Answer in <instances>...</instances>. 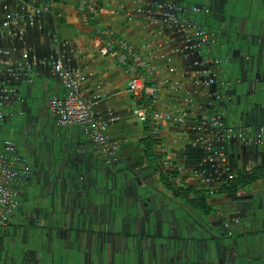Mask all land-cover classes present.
Instances as JSON below:
<instances>
[{
  "label": "crops",
  "instance_id": "obj_1",
  "mask_svg": "<svg viewBox=\"0 0 264 264\" xmlns=\"http://www.w3.org/2000/svg\"><path fill=\"white\" fill-rule=\"evenodd\" d=\"M169 2L103 0L99 22L134 46L146 64L145 73L158 85L155 109L168 116L158 135L153 136L163 154V172L166 164H172L178 172L176 186L216 192L208 196V216L192 213L199 226L177 228L181 237H191L188 244H165L159 239L149 243L139 238L143 232L140 224H135L134 231L126 217L135 193L143 200L136 208L141 217L149 215L156 202L173 214L189 209L164 188L159 174L147 162L141 141L152 130L134 117L136 101L127 90L129 77L118 66V54L100 55V42L79 13L78 0H0V65L4 69L0 85L16 90L23 101L2 110L10 118L0 123V141H12L30 168V176L17 187L21 204L13 218L16 223L7 229L10 232L11 226H17L16 234L24 229L27 232L31 202L26 188H40L41 208L45 211L37 210L32 223L35 229L29 231L51 235L57 228L58 215L65 221L62 227L67 236L51 242L58 246L71 244L67 248L72 253L59 255L60 264H207L220 261L222 255L230 262L234 252L249 255L254 261L264 258V178L234 193L221 191L230 177L264 166V142L256 143L252 135L244 141L221 139V130L228 127H251L255 132L264 126V111L257 118L258 108L241 105L236 114L228 116L221 99L229 81L227 65L222 62L229 56L224 39L216 34L218 22L222 15L234 14L239 23L245 17L241 0H176L189 11L194 6L209 11L189 12L180 20H191L207 33L217 35L212 53L204 46L201 49L205 52L200 53V49L186 44L183 29L165 21L160 8ZM262 39L259 36L257 41ZM213 60L223 65H214ZM57 63L80 77L79 95L90 107V126L106 138L113 164H106L109 157L89 140L84 129H60L56 125L48 103L53 97L65 95L54 72ZM25 64L31 66L32 85L26 83L25 76L11 75L23 70ZM29 90L32 96L27 98ZM232 101L235 108V97ZM218 117L221 127L214 128L213 120ZM176 118H182L183 124L175 123ZM39 123L44 132H37ZM117 173L128 179V190H114L113 177ZM53 176L56 182L51 181ZM133 212L129 209L130 214ZM112 217L118 220L116 224H111ZM85 233L89 234L87 240L83 238L77 245L75 235ZM119 233H127L125 239H131L123 242L115 237ZM105 234L107 238L102 242L99 237ZM24 239L21 258L8 252L0 264H35L34 256L25 253L31 249L30 234ZM99 242H105L104 247ZM252 245L254 250L249 249ZM223 249L228 252L220 254ZM101 251L108 257L103 258Z\"/></svg>",
  "mask_w": 264,
  "mask_h": 264
},
{
  "label": "built area",
  "instance_id": "obj_2",
  "mask_svg": "<svg viewBox=\"0 0 264 264\" xmlns=\"http://www.w3.org/2000/svg\"><path fill=\"white\" fill-rule=\"evenodd\" d=\"M102 2L103 0H78V11L91 28L94 38L100 42V55L118 54V66L129 77L127 90L136 101L133 115L139 123L150 126L152 137L157 136L161 123L168 118L167 115L155 109L159 94L158 85L152 81L149 73H145L147 72L146 64L136 53L134 46L119 37L111 29L100 24ZM164 8L165 21L183 29L186 44L195 49H201V47L212 43L211 35L193 21L180 20V16L187 15L189 12L198 14L203 11L208 14V10H202L194 6L187 12L182 7L171 3L166 4ZM30 24H32V21H30ZM212 63L219 65L221 61L213 60ZM1 71L2 67L0 65V73ZM54 72L65 89L63 98L53 97L48 103L49 112L55 119L56 125L60 129H84L89 140L99 147L103 155L109 157L106 164H113L115 160L113 154L108 150L106 138L100 130L90 126V107L79 95L81 90L80 77L65 70L59 63L54 66ZM209 83L212 84L214 81L211 79ZM2 110L1 105L0 122L8 116ZM219 119L218 117L213 120L214 128L221 127ZM174 121L177 124H183L182 118H176ZM221 131V139L225 141H244L247 136L252 135L256 139V143L262 144L264 142V126L259 127L255 132L251 127L241 129L228 127ZM158 148L159 145L156 146V149L160 150ZM166 165L167 171L173 172L175 170L172 164L168 163ZM29 176L30 168L25 160L17 154L14 143L8 139L0 141V232L5 231L10 226V219H13L19 210L20 198L17 187L20 182L25 181ZM232 178L230 177L229 180Z\"/></svg>",
  "mask_w": 264,
  "mask_h": 264
},
{
  "label": "water",
  "instance_id": "obj_3",
  "mask_svg": "<svg viewBox=\"0 0 264 264\" xmlns=\"http://www.w3.org/2000/svg\"><path fill=\"white\" fill-rule=\"evenodd\" d=\"M170 3L182 7L183 10L187 12L189 11L188 7L177 3L176 0H171V2H169L168 4ZM239 5L242 12L245 13V17L241 19L239 23H237L238 18L234 14L229 16L222 15L218 22V33L216 34H219L220 38L224 39L223 46L229 56L228 59L222 62L223 64L227 65L225 71L229 78V81L225 84L226 90L222 92L221 99L223 102L224 110L228 116L236 114L238 107L242 105L249 108H258L256 117L259 118L261 113L264 111V108L261 107L264 100V0H241ZM160 12L163 15L165 12V8L161 7ZM216 34L210 33L212 37V43L204 46L207 48L208 53H212L213 49L216 47ZM259 36L263 38L262 42L257 41ZM199 52L204 53L205 51L203 49H200ZM219 66L221 65L219 64ZM21 69V71L17 73L14 71L13 73H11V75H13L14 78L20 75L21 77L25 76V78H27L26 83L32 85L33 81L29 77L31 66L29 64H25V66ZM3 71L4 69L2 67L0 75L3 73ZM31 96L32 92H30L29 90L26 97L30 98ZM234 97L236 99L235 108L232 101ZM16 101L23 102L22 99L18 96L17 91L14 89L7 90L0 85V106L2 105V109L7 108L11 105V103ZM225 101H228L231 107L227 106V103ZM9 116L10 115L5 117V119H3V121L0 123H5L6 120H9ZM37 129L38 133L44 132L45 130L41 123H39ZM50 178L51 177L48 174V179L50 180ZM75 178L76 177H74L73 181L76 185L77 179ZM56 179L57 178L53 176V180L51 181L56 182ZM113 181L114 190L118 191V193H120L121 190H128L129 181L124 175L120 173L115 174L113 177ZM26 192L28 194V199L31 202V211L27 212V214H29L30 216V218L26 219V223H28L29 220L30 222H34L38 209L42 211H45V209L41 208L43 205H41L42 196L40 194V188L36 189V187H27ZM133 201L135 202L130 203L129 209H132V211H134V214H130L129 209L126 210L125 214L127 213L126 217H128L129 221L133 223L132 227L134 231L137 227L135 224L137 223L140 224L139 229H143V231L145 232H147V228L149 227L163 225V223H158V220H156L154 215L155 211L164 212V209L160 207L157 202L156 204L154 203V205H152L153 207L150 209L149 215L141 217L138 215L136 210L137 206L140 205L143 201L140 199L138 193H135ZM146 201L148 202L150 200L146 199ZM146 217L148 218V222H146L145 220ZM124 219L125 218L122 216L121 220L123 222ZM30 222L28 226H26V231H28L27 233L31 232L29 231V227L32 228V223ZM55 222L57 227L56 230L64 229V227L62 226H64L63 224L65 221L61 220L59 215L57 221ZM110 222L111 224H116L118 220L112 217L110 219ZM88 235V233L75 235V241L77 242L76 244L78 245L79 241H82L83 238L87 240ZM30 236H32L31 233ZM41 237L42 239L37 236L34 238L38 239L39 245L41 242L43 243V240H46L47 242L49 241V236L42 235ZM41 247L42 246H40V248H37V251H34L36 255L40 253ZM253 247L254 245L250 246L249 249L252 250ZM214 252L212 251V254ZM224 252H228V250L223 249L221 250L220 254H224ZM100 255L103 254L100 253ZM232 255L233 259L230 262H227V260L222 255L220 261L216 260L215 262H209L207 264H264V258H260V261H254L255 259H252L249 255L243 256L241 255V253L237 254L236 252L232 253ZM35 264L41 263L40 261H36ZM181 264L187 263L185 262Z\"/></svg>",
  "mask_w": 264,
  "mask_h": 264
},
{
  "label": "trees",
  "instance_id": "obj_4",
  "mask_svg": "<svg viewBox=\"0 0 264 264\" xmlns=\"http://www.w3.org/2000/svg\"><path fill=\"white\" fill-rule=\"evenodd\" d=\"M261 127V126H259ZM148 128V127H147ZM148 131V129H146ZM141 144L145 150V158L147 162L153 167L154 172H157L160 177V181L165 189L170 191L174 198H182L185 200L186 204L193 210L199 211L204 214L209 213L208 208V195L206 192H196L194 190L185 189L177 187L174 183L178 176V172L175 169L173 172L165 171L163 172L161 160L163 158V154H161L156 146L159 145V141L154 139L151 135L148 134L145 137ZM264 178V166L254 168L250 171H242L234 176L228 183V185L222 189V192L225 193H234L239 188H244L249 186L258 180ZM13 234V233H12ZM11 232L6 229L5 231L0 232V259H7L9 249V240L14 242V238H16ZM18 234V232H17Z\"/></svg>",
  "mask_w": 264,
  "mask_h": 264
},
{
  "label": "flooded vegetation",
  "instance_id": "obj_5",
  "mask_svg": "<svg viewBox=\"0 0 264 264\" xmlns=\"http://www.w3.org/2000/svg\"><path fill=\"white\" fill-rule=\"evenodd\" d=\"M230 181V180H229ZM177 187H180V188H183L181 185L180 186H177ZM206 193H207V195L210 197V196H213L216 192L215 191H205ZM176 199V198H175ZM178 199H180V200H182L183 202H184V204H185V206H186V208L187 209H189L188 211L187 210H182L183 211V216L181 215L180 217H178L177 219H173V218H171L170 216L173 214V213H171V212H165L164 213V219H165V221H162V220H160L161 221V223L163 222V224H174V229L173 230H170L169 232H168V234L165 236L164 234H160L159 235V232H161V231H156V232H152V234H150L148 231L147 232H145V231H143V232H141L140 233V236H139V238H142V239H144V238H146V240H151V241H154V240H158L159 239V241H160V238H164V237H166L165 239L167 240V242H165V241H162V242H165V244H169L170 243V241H172L173 243H177V242H180V243H185V244H188V243H191L192 241H191V237L189 236V237H187V238H183V236L181 237V235L180 234H177V228L178 227H181L182 228V226H183V228H188V227H190L192 224L193 225H196V226H199L200 224H199V221L197 220V219H195V217L193 216V214L192 213H194V212H197V213H199V211H195V210H193V209H191L187 204H186V202H185V200L184 199H182V198H178ZM201 213V212H200ZM203 215H205V216H208L209 215V213L208 214H204V213H202ZM185 219L188 221V222H190L189 224H187L186 226L187 227H185L182 223H180V221L182 222V221H185ZM29 222H30V220L28 221V224H29ZM30 223H33V221L32 222H30ZM158 223H160L159 221H158ZM27 225V224H26ZM28 226V225H27ZM156 227V226H155ZM31 230H32V228L31 227H29ZM157 228V227H156ZM35 229V228H34ZM25 232V230H23V232H20L19 233V237H22V239H23V243L22 244H24L25 243V239L24 238H26V235L28 236V234H30V233H32L33 234V232H30V233H24ZM65 231H63V230H55L54 231V233L52 234L51 233V235H49V234H43V233H40V231L39 230H37L35 233H36V235H32V236H30L31 237V245H30V247H31V249L29 250V251H27V252H25L26 253V256L27 257H29V256H35L36 254H35V250L37 251V248H40V246H42V247H44V246H47V244H48V246H47V250H48V254L49 253H51V251H52V245H51V242L53 241V239H56V240H58V239H62V238H64L65 237V235H66V233H64ZM173 233V236H170V234H172ZM127 234V233H126ZM42 235H47V236H49V241L47 242L46 240H43V243L41 242H39L40 243V245L38 244V239H34V237H39V238H41L42 239ZM179 235H180V237H179ZM115 237H118V238H121V237H127V235H125V233H119V234H116L115 235ZM99 238H101V240H102V242L103 241H105L106 240V238H107V235L105 234V235H100V237ZM193 242H197V241H195V240H193ZM37 244V245H36ZM24 253V254H25ZM34 260V259H33ZM35 261V260H34ZM36 262V261H35Z\"/></svg>",
  "mask_w": 264,
  "mask_h": 264
},
{
  "label": "rangeland",
  "instance_id": "obj_6",
  "mask_svg": "<svg viewBox=\"0 0 264 264\" xmlns=\"http://www.w3.org/2000/svg\"><path fill=\"white\" fill-rule=\"evenodd\" d=\"M19 200H21V199H19ZM184 203V202H183ZM20 204H21V201H20ZM164 213H165V211L164 212H157V211H155V213H154V215H155V218H156V220H158L160 223H161V221L160 220H162V221H165V219H164ZM163 214V215H162ZM183 216L184 214H183V211L182 210H179V211H175L174 212V214H172L170 217L171 218H173V219H177L178 217H180V216ZM210 217H208L207 219H209ZM146 222H148V218L146 217ZM13 223H16V219H10V224L11 225H13ZM35 223V222H34ZM163 223V222H162ZM180 223H182L185 227H187L186 225L187 224H189L190 222H188L186 219H185V221H180ZM194 226H196V225H194ZM157 227V228H156ZM155 228H153V227H149V228H147V231L150 233V234H152V232H156L157 230L158 231H161V232H159V235L160 234H164L165 236L168 234V232L170 231V230H173L174 229V224H163V225H158V226H156ZM15 228L17 229V226H11V229H10V232H11V234L13 233H15ZM12 234V235H13ZM125 235H127L126 233H125ZM16 238H14V242H13V244L12 243H10L9 245H10V248H11V255H13V257H15V258H21V246L23 245L22 243H23V239H22V237H19V233L18 234H16V235H14ZM67 236V235H66ZM170 236H173V233L172 234H170ZM126 237H121V239L123 240V242L124 241H127L128 242V239H125ZM166 237H164L163 239L162 238H160V241H165V242H167V240L165 239ZM157 240H154V242H156ZM108 242V241H107ZM147 242H149V243H151L152 241L151 240H148ZM105 243V242H104ZM104 243H101V242H99V244H100V247L102 248V246H103V244ZM172 243V241H170V244ZM68 245V246H67ZM106 245V244H105ZM124 245V244H123ZM47 246H48V244H47ZM47 246H44V247H41V249H40V253L38 254V255H35L34 256V260L35 261H40V263L41 264H48V263H50V264H60L59 262H60V258H58L59 257V255H61L62 253L63 254H71L72 253V251L70 250V249H68L67 247H70L71 246V244H64V245H62V244H60L59 246L56 244V245H54V243L52 244V251H51V253H49L48 254V250H47ZM104 247V246H103ZM112 251V250H111ZM102 252V254H103V251H101ZM106 254H108L109 255V251L107 250V252H105ZM102 257L103 258H106V257H108V256H105V254H103L102 255ZM109 257H113V256H109Z\"/></svg>",
  "mask_w": 264,
  "mask_h": 264
}]
</instances>
